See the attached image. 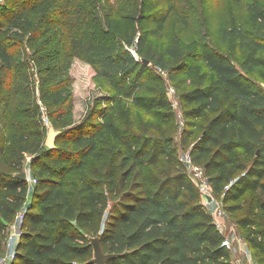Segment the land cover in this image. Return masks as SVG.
Instances as JSON below:
<instances>
[{
    "label": "trees",
    "instance_id": "trees-1",
    "mask_svg": "<svg viewBox=\"0 0 264 264\" xmlns=\"http://www.w3.org/2000/svg\"><path fill=\"white\" fill-rule=\"evenodd\" d=\"M18 2L9 27L24 38L29 32L36 33L38 10L49 16V24L54 23V14L64 17L71 13L72 0H65L55 11L52 8L57 0ZM146 4L141 36L135 35V30H124L104 38L89 30L74 34L71 47L86 60L94 78L103 79L118 96L132 97L151 82L143 107L161 109L163 120L170 122L176 111L167 95L168 86L149 81L147 76L150 67L156 66L176 79V62L168 60V56L176 58L173 49L153 46L151 38L164 36L166 22L176 13L177 4L176 0H146ZM247 8L254 22L249 28L236 30L239 46L249 48L240 67L226 54L202 43L196 61H204L207 69L194 88L179 95L192 126L208 116L190 152L205 169L216 195L224 203L239 202L230 206L231 210L242 208L241 200L249 190L264 189V105L260 104L264 89L243 71L264 65L259 56L264 51V10L252 3ZM5 31H0V84L8 94L0 96V102L9 105L11 82L17 78V57L9 45L11 35ZM221 36L224 43L230 40L228 24ZM60 89L45 85L40 89L41 100L56 107L48 115L54 127L76 106L74 92L62 101ZM101 116L105 121L93 133L78 134L84 125L64 131L54 149L45 144L50 126L43 121L41 105L28 107L17 122L16 144L5 153V162L16 170L32 153L41 155L45 166L32 191V203L25 210L14 264H93L91 238L96 236L101 237L105 253L119 255L107 264H235L174 149L173 139L149 134L134 115L127 121L119 119L118 113L114 119L107 112ZM104 130L109 141L107 159L97 136ZM58 142L77 149L76 161H71ZM72 173L74 177H68ZM29 190L28 182L14 171L0 170V251L10 225L27 204ZM247 212L237 223L242 229L249 227L244 238L258 264H264V200L252 199Z\"/></svg>",
    "mask_w": 264,
    "mask_h": 264
},
{
    "label": "rangeland",
    "instance_id": "rangeland-1",
    "mask_svg": "<svg viewBox=\"0 0 264 264\" xmlns=\"http://www.w3.org/2000/svg\"><path fill=\"white\" fill-rule=\"evenodd\" d=\"M0 1V31L6 30L5 32L11 35L9 45L16 52L17 57V67L14 71L17 78L11 82L9 105L0 102V170L14 171L17 176L26 173V181L31 190L27 195L24 210L32 203V191L36 185L34 182L30 184L28 177L33 181L38 179L41 167L45 166L44 160L41 155L28 153L22 166L15 170L5 162L4 155L16 144V124L28 107L41 105L47 117L49 113L56 111L55 106L41 100L42 85H45V88L61 87L59 95L62 101L68 93L74 92L75 109L57 122L55 126L57 130L68 132L74 127L84 125L86 127L82 126L78 134L82 131L93 133L97 125L105 121L101 116L103 112L109 113L110 119H114V115L118 113L122 121L131 120L134 115L140 127L149 129V134L171 137L180 159L191 150L208 122L206 116L198 119L195 126L188 123L184 115L185 104L179 98L181 93L197 85L199 75L207 69L204 61H196L199 45L207 43L214 50L229 56L240 67L249 48L239 46L236 30L243 26L249 28L254 22L253 14L247 8L248 3L264 10V0H176L177 11L167 20L164 36L151 38L153 46L173 49L176 58L168 56V60L172 64L176 62L173 66L177 69L176 79L161 73L156 66L150 67L147 76L149 81L156 80L165 87L173 84L177 86L179 105L170 122H165L161 109L146 110L143 107V98L148 95L151 82L136 91L132 97L118 96L103 79L94 78L86 60L77 56L72 50L70 41L74 34L89 30L99 33L104 38H108L109 34L118 36L124 30L130 32L135 30V35L141 36L145 31L146 0H72L71 13L64 17L54 14L53 24L47 22L49 16L40 9L35 16L36 33L29 32L25 38L22 34H15V30L9 27L10 15L16 10V0ZM17 1L34 4L38 0ZM64 2L65 0H57L52 11L62 7ZM226 24L231 30V37L227 43H224L221 35ZM259 56L264 58V51H260ZM243 71L256 86L264 89V65ZM6 94L8 90L0 84V96ZM260 104L264 105V100ZM49 120L51 125L52 117ZM97 136L99 148L103 150L107 159L108 132L104 130ZM70 137L74 136L70 134ZM57 145L68 151L72 162L76 161V148L62 142H58ZM250 161L248 165L251 164ZM68 177H74L73 173ZM255 198L264 200V189L249 190L241 200L240 209L229 208L239 202L224 203L228 213L227 230L232 237H245L249 227L240 228L237 220L248 213L249 202ZM13 249L18 254V247ZM5 250L4 247L0 254ZM230 256L235 262V252H230Z\"/></svg>",
    "mask_w": 264,
    "mask_h": 264
},
{
    "label": "built area",
    "instance_id": "built-area-1",
    "mask_svg": "<svg viewBox=\"0 0 264 264\" xmlns=\"http://www.w3.org/2000/svg\"><path fill=\"white\" fill-rule=\"evenodd\" d=\"M158 71L167 74L166 71L160 68L158 69ZM167 95L172 103L173 108L176 109L179 105V101L177 100V90L174 85H171L167 88ZM43 121L47 126L50 125V120L46 116L44 111ZM182 123H184L183 118ZM180 161L186 166L190 180L198 188L203 205L207 208V210L211 211L217 229L224 236V243L226 245V248L229 252H235L236 261L234 263L258 264L255 255L250 249L246 239L242 237H232L228 232L226 224V220L228 217L227 209L224 205L223 200L216 195L213 185L205 172V169L194 161L190 151L182 156L180 158ZM28 181L30 182V184H32V182L37 183V179L33 181L30 179V177H28ZM24 215L25 210L22 209L20 212H18L15 220L9 227L4 242V247L6 248V250L4 253L0 254V264H14L17 259V252L14 251L13 248L16 247V243L20 241L22 237L24 230Z\"/></svg>",
    "mask_w": 264,
    "mask_h": 264
},
{
    "label": "water",
    "instance_id": "water-1",
    "mask_svg": "<svg viewBox=\"0 0 264 264\" xmlns=\"http://www.w3.org/2000/svg\"><path fill=\"white\" fill-rule=\"evenodd\" d=\"M145 63L149 64V61L145 60ZM61 134H62V131L56 130V128L51 125L49 127V131H48L47 137H46V142H45L46 146L51 148V149H54L56 147V140H57L58 136ZM17 177L22 179V180L27 179L26 173H22V174L18 175ZM91 242L94 246V258L91 260V263H93V264H107L111 258L119 256L118 254H107L104 252L100 236H96V237L91 238Z\"/></svg>",
    "mask_w": 264,
    "mask_h": 264
},
{
    "label": "crops",
    "instance_id": "crops-1",
    "mask_svg": "<svg viewBox=\"0 0 264 264\" xmlns=\"http://www.w3.org/2000/svg\"><path fill=\"white\" fill-rule=\"evenodd\" d=\"M30 190H31V189H30ZM30 190H29V191H30ZM209 212L211 213V211H209ZM211 215H212V213H211ZM19 242H20V241H18V242L16 243V244H17L16 247H18ZM230 257H231V256H230Z\"/></svg>",
    "mask_w": 264,
    "mask_h": 264
}]
</instances>
